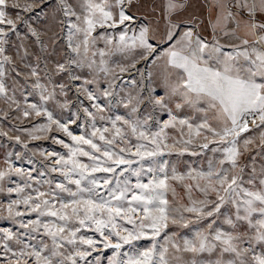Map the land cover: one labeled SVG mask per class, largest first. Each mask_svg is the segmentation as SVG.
<instances>
[{
    "label": "snow or ice",
    "instance_id": "obj_1",
    "mask_svg": "<svg viewBox=\"0 0 264 264\" xmlns=\"http://www.w3.org/2000/svg\"><path fill=\"white\" fill-rule=\"evenodd\" d=\"M0 137V264H264V0H0Z\"/></svg>",
    "mask_w": 264,
    "mask_h": 264
},
{
    "label": "rangeland",
    "instance_id": "obj_2",
    "mask_svg": "<svg viewBox=\"0 0 264 264\" xmlns=\"http://www.w3.org/2000/svg\"><path fill=\"white\" fill-rule=\"evenodd\" d=\"M75 128V126H73ZM76 131L78 132L79 129H76ZM36 145H39L42 148L48 149V150H57V151H62V149H60V147L58 145H54L52 144L51 141H37V142H33L29 145V147H35ZM7 151H11L13 150V144L12 142H9L7 140V138L5 137H0V160L3 159L5 152ZM15 150L16 151H21L22 149L19 146H15ZM185 159L189 160V161H195V165L196 167H199L202 160L201 158H197V157H185ZM17 166H20V163L17 161ZM24 167H29V165L24 164ZM3 196H0V200H3ZM6 202V201H5ZM11 225L7 224L5 221L0 220V227H10ZM142 245L146 246L147 245V241H143L141 242ZM106 254H110V253H106ZM95 255V254H94Z\"/></svg>",
    "mask_w": 264,
    "mask_h": 264
}]
</instances>
